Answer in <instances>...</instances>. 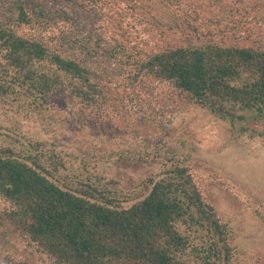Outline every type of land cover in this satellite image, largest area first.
I'll return each instance as SVG.
<instances>
[{
  "label": "trees",
  "instance_id": "obj_1",
  "mask_svg": "<svg viewBox=\"0 0 264 264\" xmlns=\"http://www.w3.org/2000/svg\"><path fill=\"white\" fill-rule=\"evenodd\" d=\"M17 10L14 20L0 23V100L39 112L59 95L81 109L96 104L100 81L108 75H98L88 63L98 55L87 45L90 36L84 43L63 38L51 48L15 29L33 26L34 19L44 26L49 13L31 9L30 16L22 4ZM78 46L84 58L75 54ZM103 55L117 63V56ZM134 61L128 83L143 77L167 83L237 125L240 134L264 138V130L251 126H264V50L204 43ZM7 131L6 145L0 144V264H32L17 254L16 243L49 264H234L239 256L228 222L181 160L156 154L161 166L145 178L144 193H122L86 163L80 173L69 172L55 145L47 149L45 142L29 140L24 146L10 135L19 133L16 123Z\"/></svg>",
  "mask_w": 264,
  "mask_h": 264
},
{
  "label": "rangeland",
  "instance_id": "obj_2",
  "mask_svg": "<svg viewBox=\"0 0 264 264\" xmlns=\"http://www.w3.org/2000/svg\"><path fill=\"white\" fill-rule=\"evenodd\" d=\"M18 4L30 16L31 9L49 13L44 26L34 19L33 26L16 27L19 35L41 38L51 48L63 38L84 43L90 36L86 44L98 55L88 63L108 77L100 81L98 102L86 109L69 106L62 95L41 112L0 100V144L6 145L7 128L16 123L19 133L10 135L24 146L29 140L45 142L47 149L55 145L69 172L80 173L86 163L102 182L110 181L109 188L139 195L145 178L161 166L156 154L181 160L228 222L240 252L234 264H264V138L240 134L237 125L167 83L126 80L134 60L167 48L214 43L264 50V0H0V23L14 20ZM103 54L117 56V63ZM16 245L32 264H49L44 255Z\"/></svg>",
  "mask_w": 264,
  "mask_h": 264
}]
</instances>
